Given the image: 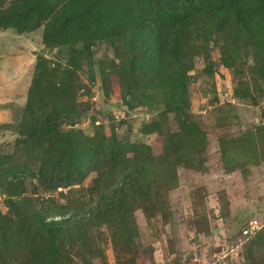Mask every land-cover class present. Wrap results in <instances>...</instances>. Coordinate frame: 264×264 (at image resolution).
Returning a JSON list of instances; mask_svg holds the SVG:
<instances>
[{
	"label": "rangeland",
	"instance_id": "374dc122",
	"mask_svg": "<svg viewBox=\"0 0 264 264\" xmlns=\"http://www.w3.org/2000/svg\"><path fill=\"white\" fill-rule=\"evenodd\" d=\"M200 25L173 66L184 90H169L143 32L91 40L80 30L46 45L45 25L0 31V227L26 230L0 242V264H264V228L241 236L249 220L264 224V28ZM42 113L56 121L39 149L20 134L46 122ZM118 145L128 150H107ZM96 148L98 170L75 165ZM54 155L75 180L50 188L54 178L38 173ZM14 192L23 197L9 209ZM103 199L119 210L93 222ZM60 208L90 220L66 225L49 256L42 240L26 241V218L58 220Z\"/></svg>",
	"mask_w": 264,
	"mask_h": 264
},
{
	"label": "trees",
	"instance_id": "16d2710c",
	"mask_svg": "<svg viewBox=\"0 0 264 264\" xmlns=\"http://www.w3.org/2000/svg\"><path fill=\"white\" fill-rule=\"evenodd\" d=\"M226 23L241 28H264V0H0V31L15 29L19 34H23L33 32L45 25L43 41L46 45L50 42H58L67 36L75 37L80 34V30H84L88 35L91 33L92 35H89L91 40L99 38L114 40L129 30L135 31L133 35L143 32L147 35L142 47L143 51L152 56V59L159 58L166 64L165 74L169 90L180 89V87L184 90L186 86L182 71L173 68L177 64L180 65L181 40L186 30L193 28L200 30V24L208 26L218 24L220 25L218 27H223ZM176 96L172 94L168 98L174 100ZM179 97L172 103L177 112L183 110ZM28 108V113L32 114L33 108L30 104ZM42 115L47 118L46 122L30 125L29 131L20 134L27 137L25 141H22L26 144H32L31 139H35V145L39 149L42 148L46 135L50 132L48 125L52 126L51 123L56 121L53 113H42ZM100 148L94 149L91 157L86 160L82 158L78 163L76 159L72 160L77 167L87 165V168L98 170L96 160L103 152V148ZM107 150H110L113 155L120 156L128 148L118 145V148L110 146ZM51 157L43 160L38 176L43 178L45 173H50L54 178L50 180V188L55 186V183L60 185L73 182L75 172L62 169L64 158L54 155L52 158L56 160L57 165L50 169ZM3 164L4 161L0 165ZM17 172H21V169L13 168L3 171L4 176L16 175ZM18 197H23V194L18 192L10 194L7 198L9 209L16 207L14 198ZM97 207L93 222L98 218L113 216L119 210L115 199L98 201ZM64 210L65 208H60L57 211L56 214L60 216L58 220H46L35 212L29 215L26 218L28 223L26 227L31 235L26 241L32 243L35 240H42L43 245L48 244L54 249L53 253H51L52 249L50 250L49 256L52 254L55 256L57 247L53 248L51 243L56 246V241L59 242L58 239L63 235L66 225L73 223L79 229L80 227L83 229L87 227L86 220H90L87 217L80 220L76 216L66 215ZM10 225L0 227V242L6 246L10 244L11 239H15L13 233L19 234L21 231H26L22 223L21 226L18 223L19 230L14 227L12 231V225ZM9 230L12 238L7 235ZM32 236H34L33 241L30 240Z\"/></svg>",
	"mask_w": 264,
	"mask_h": 264
},
{
	"label": "built area",
	"instance_id": "2783aa9c",
	"mask_svg": "<svg viewBox=\"0 0 264 264\" xmlns=\"http://www.w3.org/2000/svg\"><path fill=\"white\" fill-rule=\"evenodd\" d=\"M264 228V224H261L257 219H251L241 230V236L244 238L257 235ZM219 264H226L225 262Z\"/></svg>",
	"mask_w": 264,
	"mask_h": 264
}]
</instances>
